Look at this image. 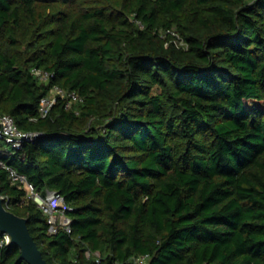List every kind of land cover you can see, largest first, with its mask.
I'll return each mask as SVG.
<instances>
[{
	"label": "trees",
	"instance_id": "1",
	"mask_svg": "<svg viewBox=\"0 0 264 264\" xmlns=\"http://www.w3.org/2000/svg\"><path fill=\"white\" fill-rule=\"evenodd\" d=\"M54 86L82 100L41 117ZM4 113L42 134L0 158L73 207L50 233L0 165L49 264H264V0H0Z\"/></svg>",
	"mask_w": 264,
	"mask_h": 264
},
{
	"label": "built area",
	"instance_id": "2",
	"mask_svg": "<svg viewBox=\"0 0 264 264\" xmlns=\"http://www.w3.org/2000/svg\"><path fill=\"white\" fill-rule=\"evenodd\" d=\"M165 33H170L171 35L175 36L174 42L177 45H184V42L175 30L167 29ZM33 71L42 80H47L49 77V73L47 71L37 68L33 69ZM58 96L61 98L67 96L69 97L67 107H71L74 101L82 100L76 92L68 93L63 88L54 86L50 94L41 98L39 108L41 117H45L50 113L53 105L57 101ZM41 134L42 133L39 132L24 131L17 125L12 115L6 113L0 114V139L6 142L10 147L20 148L23 142L34 140ZM0 165L9 171L10 177L13 181L22 183L26 186V198L33 199L35 202H37L38 206L49 215L48 223L50 233L55 234L60 228H63L68 232H72V219L67 212L73 210V207L65 201L61 193L56 190H48L46 195L42 196L35 190L34 185L28 180L26 175L19 173L17 170L7 165L2 158H0ZM2 197L4 199L6 198L5 196ZM4 243H11V238L6 233H3V239L0 241V245H3ZM86 254L87 256H90L91 252L87 251ZM148 263V255L136 256L132 260V264Z\"/></svg>",
	"mask_w": 264,
	"mask_h": 264
},
{
	"label": "water",
	"instance_id": "3",
	"mask_svg": "<svg viewBox=\"0 0 264 264\" xmlns=\"http://www.w3.org/2000/svg\"><path fill=\"white\" fill-rule=\"evenodd\" d=\"M0 232L11 238V244L21 249L20 259L28 264H49L29 228V220L11 211L0 195Z\"/></svg>",
	"mask_w": 264,
	"mask_h": 264
},
{
	"label": "rangeland",
	"instance_id": "4",
	"mask_svg": "<svg viewBox=\"0 0 264 264\" xmlns=\"http://www.w3.org/2000/svg\"><path fill=\"white\" fill-rule=\"evenodd\" d=\"M74 107H77L76 105ZM8 148H10V146L6 143V142H3V145L2 147H0V151L1 150H4V153H7L8 151Z\"/></svg>",
	"mask_w": 264,
	"mask_h": 264
}]
</instances>
